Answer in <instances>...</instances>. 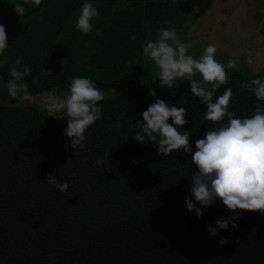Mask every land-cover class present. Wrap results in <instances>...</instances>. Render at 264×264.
<instances>
[{
    "label": "trees",
    "instance_id": "1",
    "mask_svg": "<svg viewBox=\"0 0 264 264\" xmlns=\"http://www.w3.org/2000/svg\"><path fill=\"white\" fill-rule=\"evenodd\" d=\"M97 1L104 4L96 5L93 25L102 36L95 31L84 36L77 29L67 34V21L82 0L29 4L24 19L12 0H0V23L6 25L10 46L6 52L12 59L23 56L33 67L29 93L67 89L73 76H90L113 92L100 102L103 119L90 126L85 148L72 150L63 133L66 121L11 99L4 86L7 65L0 66V264H264V214L243 210L238 228L220 231L229 243L219 245L206 226L227 216L226 206L218 200L199 218L185 208L195 168L191 154L160 156L154 145L133 137L135 121L154 100L149 88L188 108L184 129L193 133V147L206 127L219 123L204 119L205 106L190 93L188 82L174 93L162 89L157 77L141 81L143 44L160 27L185 30L182 13L190 5L182 0ZM118 1L119 9L113 8ZM233 57L224 52L221 63ZM228 71V84L217 96L231 87L230 109L252 115L258 101L241 82L258 74L239 60L238 70ZM105 153V163L96 166ZM49 174L67 180L69 192L42 180Z\"/></svg>",
    "mask_w": 264,
    "mask_h": 264
},
{
    "label": "clouds",
    "instance_id": "2",
    "mask_svg": "<svg viewBox=\"0 0 264 264\" xmlns=\"http://www.w3.org/2000/svg\"><path fill=\"white\" fill-rule=\"evenodd\" d=\"M43 3L44 0H12L11 5L24 19L27 5L39 7ZM98 15L95 0H82L74 27L84 36L93 31L102 36L101 30L94 29L93 25ZM9 48L6 25L0 23V66L7 65L9 76L4 86L11 99L20 101L23 99L21 90L27 89V77L32 75L33 67L24 62L23 56L12 59L6 52ZM191 48V42L182 40L175 28L160 27L155 37L143 44L142 54L154 63L162 89L167 87L174 92L179 81L188 82L190 93L205 106L204 119L219 123L212 129L206 127L193 147L190 143L193 133L184 129L188 123V108L166 101L155 88H149L147 94L154 100L140 113L141 119L135 121L137 131L133 137L140 144L154 145L160 156L181 150L191 154L195 168L189 178L190 195L184 197L185 208L199 218L218 200L225 205L227 216H220L214 224L206 226L211 236L219 237L217 243L224 246L229 240L227 236H220V231L238 228L237 221L244 214L243 210L264 214V76L257 75L241 82L258 103L252 115L240 116L230 109L231 87L216 94L228 84V69L238 70V59L233 57L221 63L216 59L217 45L214 43H208L199 57L190 53ZM255 55L259 57L262 53ZM254 62L249 54L248 63ZM105 96V91L90 76H73L67 89H57L48 97L45 110L48 116L66 121L63 133L70 138L68 143L72 150L84 149L90 126L103 119L104 108L100 102ZM107 156L105 153L97 158L96 166L103 165ZM42 180L61 193L69 192V183L58 175L49 174Z\"/></svg>",
    "mask_w": 264,
    "mask_h": 264
},
{
    "label": "rangeland",
    "instance_id": "3",
    "mask_svg": "<svg viewBox=\"0 0 264 264\" xmlns=\"http://www.w3.org/2000/svg\"><path fill=\"white\" fill-rule=\"evenodd\" d=\"M203 3L211 5L213 3V0H203ZM232 6L238 9L235 11L236 13L232 12L229 16H225L222 13H219L218 16L215 17V20H211L210 17L207 19L205 18L202 28L201 26H197V24H195L194 22L197 15L193 11V9H191L192 7H187L188 9L182 13V16L185 17L184 27L187 28L184 31L178 33L182 39L185 37V41L191 42L192 48L189 50L190 53L199 57L202 53L203 48L208 43H214L217 45L216 59L222 62V50L227 52L229 51L230 53L235 54V52H237V48L239 47L240 41L245 38L249 40L248 44L256 46L255 52H258L259 44L264 37V15L261 17L260 8L258 7L259 5H257V10L254 12V14H251L249 8H245L242 3L241 5H239V7L237 4H233ZM241 7H243L244 9H241ZM79 14L80 11L77 15L68 19V26L66 27L67 31L71 30L74 27L76 17ZM202 16L206 17L205 15ZM250 19H252L256 23L252 24L251 22H248ZM215 27H220L221 31L216 33L215 30L214 33L213 30L215 29ZM204 35L209 36L208 42L206 40H203ZM234 43H236L237 45H234ZM235 55L242 56L239 51ZM252 55L256 56L254 52H252ZM238 60L241 61L240 59ZM143 61L144 62L142 63L141 67V71H143L141 81L144 83H150L156 77V67L151 60H148L145 57ZM251 67L254 73L264 76V65H262L260 61H255L251 64ZM181 84H183V81H179L176 86H181ZM57 89L58 88H55L53 90H43L36 94L29 93L27 90L22 89L23 99L19 102L24 104L30 103L33 105H37L43 112H47L45 110V105L48 102V97ZM103 90L105 91L106 96L113 93L112 90Z\"/></svg>",
    "mask_w": 264,
    "mask_h": 264
},
{
    "label": "crops",
    "instance_id": "4",
    "mask_svg": "<svg viewBox=\"0 0 264 264\" xmlns=\"http://www.w3.org/2000/svg\"><path fill=\"white\" fill-rule=\"evenodd\" d=\"M175 1H178V0H175ZM182 1H186L187 4H189L192 8H194V12L197 15L194 22H195V24H197V26H201V28H202V25H203L205 18L207 19L210 17L211 20H215V17H217L219 13H222L225 16H229V15H231L232 12H235L236 10H238L234 6H232L233 4H237L239 7V5H241V3H242V5H244L245 8H249V11H251V14L252 13L254 14V12L257 10V5H259L258 7L260 8L261 17L264 15V0H221V1L213 0V3L211 5L204 4L203 0H182ZM95 2H96V5L97 4H104V3H98L97 0H95ZM121 4L122 3L120 1H118V2L113 3L112 7L115 9H119ZM105 5H107L106 12H109L110 11L109 6L111 4L106 3ZM241 9H244V8L241 7ZM79 11H80V9H79ZM78 12L74 13L72 15V17L77 15ZM103 13H104V11H103ZM202 15H205L206 17H204ZM102 20L106 22L107 18L102 17ZM248 22H251L252 24L256 23L252 19H250ZM67 26H68V23H67ZM75 29L76 28L73 27L71 30L67 31V33L71 34L75 31ZM215 30H216V33H218L219 31H221V28L215 27V29L213 30L214 33H215ZM182 31H184V30H182ZM203 37H204L203 40H206L208 42L209 36L204 35ZM182 40H186V38L184 37ZM248 41L249 40H247V38L242 39L240 41L239 47L237 48V52L239 51V53H241L242 56H236L235 54H237V52H235V54H233V53H230L229 51L227 52V51L222 50V53H224V52L230 53L234 57L240 59L244 64L248 65L252 70L251 64L248 63V56L250 53L252 55V52H254V54L256 53L255 52L256 46L248 44ZM234 45H237V44L234 43ZM258 52H261L262 55L259 57L252 55V58L254 61H260L261 64L264 65V37L259 44ZM222 53H221V55H222ZM215 56H216V54H215Z\"/></svg>",
    "mask_w": 264,
    "mask_h": 264
}]
</instances>
